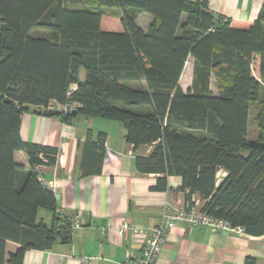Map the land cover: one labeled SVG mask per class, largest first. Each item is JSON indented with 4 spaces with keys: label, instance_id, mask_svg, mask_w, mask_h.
I'll use <instances>...</instances> for the list:
<instances>
[{
    "label": "trees",
    "instance_id": "obj_1",
    "mask_svg": "<svg viewBox=\"0 0 264 264\" xmlns=\"http://www.w3.org/2000/svg\"><path fill=\"white\" fill-rule=\"evenodd\" d=\"M107 12L120 17L122 33L101 31ZM140 12L153 17L146 32L136 23ZM189 56L193 82L184 92L178 81ZM52 102L77 104L74 115L61 111L64 121L114 120L127 143L152 145L135 163L159 175L153 190L178 176L188 202L199 196L201 212L264 235V0L243 29L214 15L207 0H0V264H23L26 251L71 239L72 221L38 178L57 149L20 137L22 114ZM254 104L256 136H249ZM97 136L85 141L84 175L101 171L105 135ZM16 151L28 167L15 162ZM219 170L226 176L218 183ZM40 210L51 212L49 225ZM7 242L19 248L7 255Z\"/></svg>",
    "mask_w": 264,
    "mask_h": 264
},
{
    "label": "crops",
    "instance_id": "obj_2",
    "mask_svg": "<svg viewBox=\"0 0 264 264\" xmlns=\"http://www.w3.org/2000/svg\"><path fill=\"white\" fill-rule=\"evenodd\" d=\"M209 10L222 16L233 28H247L257 17L263 0H207ZM101 18L103 32L122 33L119 27L108 26L110 21ZM115 19V18H114ZM153 17L140 12L136 23L143 31H148ZM253 76L258 68V60L251 65ZM194 59L186 60L178 85L187 92L192 87ZM79 79H85V71L79 72ZM210 90L217 95L214 77ZM55 104L57 114L44 116L39 108L30 107L22 114L20 137L23 141L56 148V163L38 169L39 180L53 191L57 211L80 227L71 229L68 242L57 241L47 250H28L23 264H120L127 257H139L147 238L145 231L159 225L168 210L184 208L201 212L202 202L193 195L188 202L187 190H182V180L178 176L167 177L164 191L153 190L156 174H142L136 168L137 158H147L152 145L134 147L125 141L126 131L121 123L99 117L75 116L69 121L62 118L60 104ZM252 105L249 114V136H256L253 125ZM254 126L253 130L252 127ZM105 136L103 160L98 174L84 175L82 162L84 144L87 138L97 140V135ZM16 163L28 167V158L22 151L14 152ZM94 168V165L92 166ZM226 176L224 170L217 172L219 183ZM38 218L46 224L52 220L51 212L40 210ZM136 228L118 236L116 229L123 222ZM103 229H107L105 233ZM19 245L7 242L9 255ZM264 264V235L252 236L245 232L215 230L201 225H190L178 221L163 244L155 264Z\"/></svg>",
    "mask_w": 264,
    "mask_h": 264
},
{
    "label": "built area",
    "instance_id": "obj_3",
    "mask_svg": "<svg viewBox=\"0 0 264 264\" xmlns=\"http://www.w3.org/2000/svg\"><path fill=\"white\" fill-rule=\"evenodd\" d=\"M75 89L76 86L72 85L70 87L69 95H71ZM53 105L55 104L49 103V105L44 107V109H53ZM76 107L77 104L70 102L65 105H60L59 108L65 113H70L72 110H75ZM58 214H60L61 217L65 216L63 211H58ZM178 221H183L193 226L201 225L215 230L244 232V230L240 227H232L226 220L215 218L193 209L185 210L184 208H179L168 210L167 213H165V215L162 217V221L159 225L155 226L149 231L144 232L147 234V238L142 247L141 255L139 257L129 256L124 262L120 264H155L169 231L174 228ZM73 227L79 228L80 225L78 222H75ZM129 230H133L135 232L137 231L136 228L131 227L126 221L116 229V234L118 236H122ZM106 231L107 229L102 230L103 233Z\"/></svg>",
    "mask_w": 264,
    "mask_h": 264
},
{
    "label": "rangeland",
    "instance_id": "obj_4",
    "mask_svg": "<svg viewBox=\"0 0 264 264\" xmlns=\"http://www.w3.org/2000/svg\"><path fill=\"white\" fill-rule=\"evenodd\" d=\"M108 14H105V16L107 17L105 20H107V21H110L111 23H109V25L108 26H111V27H116L117 29H121L120 27H119V16H112V14L110 13V12H107ZM115 18V19H114ZM257 74H258V72H257V70L255 71ZM53 103V102H52ZM54 107H53V109H41L42 111L43 110H55V105H53ZM72 111H74V110H72ZM256 111H257V107H256V109H255V114L253 113V125H255V119H256ZM253 128H254V126L252 127V130H253ZM256 133V132H255Z\"/></svg>",
    "mask_w": 264,
    "mask_h": 264
},
{
    "label": "water",
    "instance_id": "obj_5",
    "mask_svg": "<svg viewBox=\"0 0 264 264\" xmlns=\"http://www.w3.org/2000/svg\"><path fill=\"white\" fill-rule=\"evenodd\" d=\"M7 102H10L11 103L10 100H7ZM42 114L44 116H54V115L57 114V111L56 110H43L42 111ZM74 114H75V111H72L71 113H68L67 115H74Z\"/></svg>",
    "mask_w": 264,
    "mask_h": 264
}]
</instances>
